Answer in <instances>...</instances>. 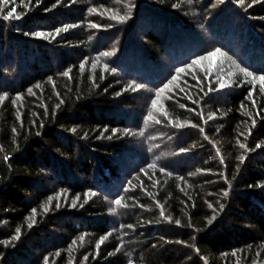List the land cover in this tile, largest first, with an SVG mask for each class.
<instances>
[{
	"label": "trees",
	"instance_id": "trees-1",
	"mask_svg": "<svg viewBox=\"0 0 264 264\" xmlns=\"http://www.w3.org/2000/svg\"><path fill=\"white\" fill-rule=\"evenodd\" d=\"M0 7V264H264V0Z\"/></svg>",
	"mask_w": 264,
	"mask_h": 264
},
{
	"label": "snow or ice",
	"instance_id": "snow-or-ice-1",
	"mask_svg": "<svg viewBox=\"0 0 264 264\" xmlns=\"http://www.w3.org/2000/svg\"><path fill=\"white\" fill-rule=\"evenodd\" d=\"M8 3H9V0H0V5H7ZM0 12H3V7H0ZM14 12H15V8L13 7L11 9H9L6 14H4L3 18L4 19H9L10 17H13ZM14 18L18 19L19 18V15L17 14ZM124 18L125 17H121L122 20ZM37 35L39 36V35H43V34L38 33ZM219 52H220V50L217 49L214 52L210 53L209 55L215 56ZM104 55L105 56H108V55H111V53H104ZM193 63H198V61H193ZM82 67H83V65H82ZM179 71H183V69H179ZM241 71H244V69H241ZM245 74L248 75V76H253V74L251 72H246ZM253 79H259L262 83H264V75H261L259 77L253 76ZM136 87L139 88L141 86L140 85H136ZM167 87H168V85H165V88H167ZM29 91H31V90H29ZM160 91H163V89H161ZM157 95H159V92L157 93ZM0 99H3V97H0ZM17 99H19V97H17ZM153 101H155V100H153ZM241 147H244V145H241ZM114 203L116 205H121V199H116L114 201ZM17 232H19V229H17Z\"/></svg>",
	"mask_w": 264,
	"mask_h": 264
}]
</instances>
